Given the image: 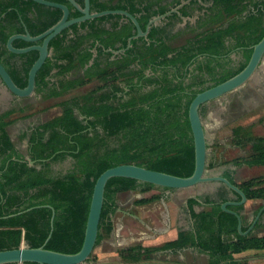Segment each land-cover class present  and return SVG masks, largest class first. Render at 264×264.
Instances as JSON below:
<instances>
[{"label": "trees", "instance_id": "16d2710c", "mask_svg": "<svg viewBox=\"0 0 264 264\" xmlns=\"http://www.w3.org/2000/svg\"><path fill=\"white\" fill-rule=\"evenodd\" d=\"M53 1L65 3L69 17L80 14L67 0ZM76 1L83 4V0ZM180 1L117 0L112 5V0H90V10L127 9L144 30L152 16L166 12ZM202 1L210 2L209 19H201L198 26L203 30L178 46L171 44L177 35L171 30L177 13L166 16L165 24L151 25L146 37L132 38L123 56L101 63L97 55L87 67L94 48L99 54L108 48L106 53L110 55V48H117L115 43L126 46L127 38L135 33L130 19L117 29V20L113 18L120 17L119 14L101 15L74 23L49 41L51 53L35 75L36 92L44 98L56 97L93 77L103 82L78 96L61 100V115L20 135L27 139L26 152L32 164L15 148L5 129L14 109L0 112V249L17 247L21 240L32 247L43 244L51 229L53 210V228L45 247L70 253L78 251L84 238L95 180L108 167L135 163L178 176L192 173L194 144L188 120L191 99L197 92L240 71L253 45L264 35V0H189L179 8V13L191 14L193 5ZM61 15V9L34 0H0V62L17 86L27 84L28 71L38 51L11 52L6 47L7 38L25 30L36 35ZM100 19L111 20L112 28L98 30L96 22ZM31 43L20 38L12 42L15 47ZM234 50L242 51L244 61L234 69L227 68V59ZM192 64L194 70L190 69ZM72 67L81 68L83 73L50 81L52 76H65ZM203 74L210 76L212 83L195 87L203 79L197 81L194 77ZM146 85L149 88L140 91ZM129 90L133 93L124 97ZM203 108V104L200 105V115ZM242 131L240 126L233 128L235 143L243 146L250 143L251 152L243 158H233L232 162L264 165V135L245 136ZM110 137L118 139L116 145L107 144ZM67 156L72 159L71 167L53 174L50 165ZM221 175L236 184L247 199H264V184L260 179L237 182L229 170ZM155 186L130 177L109 178L104 188L95 245L112 229L110 219L117 208L115 193L137 187L146 191ZM160 196L155 194L136 202ZM238 199L240 195L222 182L214 193L189 196L186 198L191 218L188 229H179L175 239L160 245L137 243L119 249L118 254L124 264H140L156 251L176 252L195 247L210 256L208 264H251L233 254L264 248V234L237 231V216L223 210L221 203ZM195 204L203 206L202 209L195 211ZM227 207L239 212L243 204ZM246 228L242 225V230ZM25 264L40 263L28 261Z\"/></svg>", "mask_w": 264, "mask_h": 264}, {"label": "rangeland", "instance_id": "374dc122", "mask_svg": "<svg viewBox=\"0 0 264 264\" xmlns=\"http://www.w3.org/2000/svg\"><path fill=\"white\" fill-rule=\"evenodd\" d=\"M181 27L183 32L171 40V44L174 46L184 43L187 38H191L196 32L203 30L202 27L193 29L190 24H183ZM227 44L230 45V41ZM242 61H244L242 51L234 50L230 52L226 66L234 69ZM190 69H195L194 64L190 66ZM78 74L77 68L72 67L65 72V76H54V81L76 77ZM201 78L203 80L197 82L195 87H204L212 83V78L208 75L203 74L194 77L197 81H200ZM102 82V79L93 77L88 82L69 88L62 95L56 97L44 98L41 93L34 91L33 94L20 97L18 102L15 103V107L16 109H18L17 107L21 109L24 107L25 110L31 109V113L36 114L42 109L39 107L56 105L62 112L61 100L78 96ZM148 88L149 86L146 85L140 91H145ZM132 93L133 91L129 90L124 94V97H129ZM203 107V113L200 116L207 145L204 174H221L224 170H229L237 182L253 178L260 179L264 184V165H249L244 162L235 164L232 162L233 158H243L251 152L250 143L244 146L235 143L233 138V128L235 126L242 127L245 136L248 134L264 135V59L243 84L203 103ZM35 117L37 119L34 124L37 122L38 124L42 123L44 120L39 115ZM117 141V138L110 137L107 139V144L113 146L116 145ZM13 142L15 148L27 157L26 137L21 138L20 135H17L13 137ZM71 164L72 159L67 156L63 160L52 163L50 165L51 171L53 174L63 173L71 167ZM37 168H39V165H37ZM220 185L221 182L208 181L187 187L173 188L172 190H166L164 187L156 185L146 191H141L139 187L118 191L114 195L117 209L110 219L112 222L111 231L104 234L100 242L94 245L92 252L87 257L89 260L79 264H124L118 254L119 249L137 243L144 246L162 244L167 237L166 232L169 228L187 226L185 198L191 194L214 193ZM155 194L161 196L143 203L136 202L140 198ZM20 245H24L23 240L20 241ZM192 251L194 249L189 248L176 252H170L169 250L156 251L151 254L149 259L142 260L140 264L207 263L206 256L197 258L199 254L195 255Z\"/></svg>", "mask_w": 264, "mask_h": 264}, {"label": "water", "instance_id": "95a60500", "mask_svg": "<svg viewBox=\"0 0 264 264\" xmlns=\"http://www.w3.org/2000/svg\"><path fill=\"white\" fill-rule=\"evenodd\" d=\"M38 3L54 6L62 11L61 17L44 31L31 35L27 30L24 33H13L6 40V47L9 51L14 53H23L29 50H37L38 57L31 65L28 71L27 84L24 87H19L15 84L10 74L6 70L5 66L0 62V80L7 90L16 95L17 97H24L33 94L35 91V75L39 67L45 61L46 57L50 55L51 49L49 48V41L59 34L62 29L69 27L74 23H80L84 20L92 19L101 15L110 13H119L129 18L135 27V33L131 35L127 41V47L131 45V39L135 37H146L149 28L152 24L157 23L158 20L167 16L170 12H176L178 15L179 7L184 3L172 8L170 11L160 15H156L148 20L145 29L143 30L137 20V18L130 12L123 9H105L100 11L90 10V0H83L81 5L76 0L69 1L80 14L74 17H69V7L65 3H61L53 0H34ZM184 20L186 17L181 15ZM20 38L25 41L32 42L24 47H15L12 42L14 39ZM41 40L40 43L37 41ZM95 51L86 67L93 62ZM264 59V35L256 42L250 54V57L246 65L231 77L214 84L208 88H205L197 92L191 99L188 106V120L193 137L194 144V169L188 176H178L171 173H167L160 170L150 169L135 163H120L103 170L96 178L90 204L87 215V220L84 230V238L80 249L76 252H62L45 247V242L48 240L52 228L54 211L51 215V229L50 232L40 246L32 247L24 243L17 247L0 249V264H25V262L33 261L40 264H79L84 262L93 250L98 233V224L100 220V214L102 209V203L104 200V188L109 178L114 176L130 177L141 181L150 182L154 185L168 187V188H182L191 186L200 182L218 181L224 183L228 188L234 190L240 195L238 200H226L221 203V208L225 211L232 212L237 216V231L241 234H248L252 226L256 222L260 211L254 217L252 223L242 230L241 216L238 211L231 210L227 205H241L247 200L245 193L234 183H232L227 177L221 174L206 175L204 174L207 145L206 135L202 124L201 116L199 113L200 105L214 99L228 91L236 89L243 84L255 71L258 65ZM83 72V70H81ZM29 164L33 163V160L26 157ZM262 209V208H261Z\"/></svg>", "mask_w": 264, "mask_h": 264}, {"label": "crops", "instance_id": "0c3cea01", "mask_svg": "<svg viewBox=\"0 0 264 264\" xmlns=\"http://www.w3.org/2000/svg\"><path fill=\"white\" fill-rule=\"evenodd\" d=\"M183 24H185V20H183L180 23V25H183ZM53 72H55V69L53 70ZM54 78L55 77L52 76L50 78V81L54 82ZM19 99L20 97H17L13 93H11L9 90H7L0 80V107H1L0 112L6 111L9 109H14L12 114L7 118L8 122L5 125L6 132L8 133V135L10 136L12 140H13V137L17 135H22L23 133L28 132L29 130L32 129L34 125L38 124V122L34 124V121L37 119L35 117L36 115H39L41 119H44L43 120L44 122V121H47L51 118H54L62 114L61 109L57 107L56 105L48 106V107H45V106L39 107L42 109L39 110L36 114H32L31 109L25 110L24 107L22 109L17 107L18 109H16L15 103H17ZM189 196H194V195L191 194V195H188L187 197ZM230 196L232 197V195ZM186 198L184 200V206H185V212H186L187 226H182L178 228H169V230L166 232L167 237L165 241L175 239L177 236V231L179 229H188L191 226V218L189 216V213L186 207ZM202 207L203 206L198 205V204H195L193 206L195 211H199L200 209H202ZM259 211H260L259 216L256 222L254 223V225L252 226L251 230L249 231L252 234L257 235V236L264 234V199H260V198L247 199L245 203L243 204V208L239 211L240 216H241V224L245 227H248L252 223L254 217ZM187 248L192 249V250L194 249V251H192L193 254L195 255L199 254L197 258H200V256H206L207 257L206 264H208L210 260V256L207 253L201 252L195 247H187ZM233 256L239 259L240 261H247L248 263H251V264H264V248L247 249L239 253H234ZM97 264H105V263H97ZM177 264H182V263H177Z\"/></svg>", "mask_w": 264, "mask_h": 264}, {"label": "flooded vegetation", "instance_id": "af4514ba", "mask_svg": "<svg viewBox=\"0 0 264 264\" xmlns=\"http://www.w3.org/2000/svg\"><path fill=\"white\" fill-rule=\"evenodd\" d=\"M101 1H104V0H101ZM111 1V0H110ZM117 0H112V5H114L115 4V2H116ZM182 1H184V3L183 4H181L182 3ZM189 0H181L180 1V3L179 4H181L180 5V7L182 6V5H184V4H186L187 2H188ZM179 4H177V5H175V6H172V7H170L166 12H168V11H170L172 8H174V7H176V6H178ZM179 7V8H180ZM108 9H123V8H108ZM103 10H105V9H103ZM123 10H126V11H128L127 9H123ZM179 10V9H178ZM129 12V11H128ZM165 13V12H164ZM171 13H176V12H170L169 14H171ZM190 13L191 14H188V15H182V16H185L186 18L184 19L185 20V24H190V26L193 28V29H198V28H200L201 26H198V23L200 22V20L202 19H209V17H210V14L212 13L211 11H210V2H201V4H199V5H193V7H192V9L190 10ZM113 14H119V13H113ZM163 14V13H162ZM168 14V15H169ZM106 15V14H105ZM120 15V17H118V18H113V20H117V29H119L121 26H122V24H124V23H127V22H129V18H127V17H125V16H123V15H121V14H119ZM157 15H160V14H157ZM167 15V16H168ZM154 16H156V15H154ZM154 16H152V17H154ZM151 17V18H152ZM193 17V18H192ZM150 18V19H151ZM165 19V20H164ZM183 21V19L181 18V14L180 15H178V17H177V19H175V21H174V24H173V26L171 27V30H172V32H174V33H176L177 35H180L181 34V32H183V28L181 27L182 25H180V23ZM165 22H166V16L164 17V18H162V19H160V20H158L157 21V23H155V24H158V25H162V24H165ZM112 21L111 20H104V19H100V20H98L97 22H96V28L98 29V30H100L101 28H109L110 27V29L112 28L111 26H112ZM152 25H154V24H152ZM203 28V27H202ZM83 31H85V30H83ZM185 31V30H184ZM128 39H129V37L127 38V41H128ZM115 46H117V48H115V49H112V48H110L111 49V53H110V55H107V50H108V48H106L105 49V51H104V53H102V54H99V53H97V49L96 48H94L93 50H92V54H93V51H95V56L93 57V59L95 58V57H97V55H98V57H99V59H100V61H101V63H104V62H106L107 60H113V59H116V58H118V57H120V56H123V53L126 51V49L127 48H129V46L127 47V44H126V46H124V47H121V45H120V43L119 42H117V43H115ZM92 56V55H91ZM81 68H78L77 67V71H78V75H81L83 72H81ZM81 73V74H80ZM117 209V208H116Z\"/></svg>", "mask_w": 264, "mask_h": 264}]
</instances>
